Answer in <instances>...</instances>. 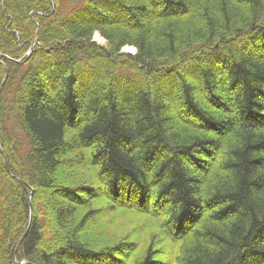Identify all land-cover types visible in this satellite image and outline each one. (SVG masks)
I'll list each match as a JSON object with an SVG mask.
<instances>
[{
    "label": "trees",
    "instance_id": "1",
    "mask_svg": "<svg viewBox=\"0 0 264 264\" xmlns=\"http://www.w3.org/2000/svg\"><path fill=\"white\" fill-rule=\"evenodd\" d=\"M0 55V264H264V0H0Z\"/></svg>",
    "mask_w": 264,
    "mask_h": 264
},
{
    "label": "rangeland",
    "instance_id": "2",
    "mask_svg": "<svg viewBox=\"0 0 264 264\" xmlns=\"http://www.w3.org/2000/svg\"><path fill=\"white\" fill-rule=\"evenodd\" d=\"M94 39H95V42H97L99 45H101V46H103V47H106V46H107V43H106L105 39L102 38V37H100L98 33L95 34ZM122 52H123V53H129V52H131V53H136V52H135V49H134L133 47H125V48L122 50ZM29 53H30V52H28L26 55H29ZM31 54H32V52H31ZM8 127H9L8 129H9L11 132H12V130L15 128L17 134L20 135V136H22V138L24 137V136L19 132L17 123H15V127H14L13 125H11V124H9ZM151 195H152V194H151ZM152 197H153V195H152ZM153 200H154V198H153ZM151 202H153V201L151 200ZM126 262H129V261H126ZM129 264H131V263H129Z\"/></svg>",
    "mask_w": 264,
    "mask_h": 264
}]
</instances>
